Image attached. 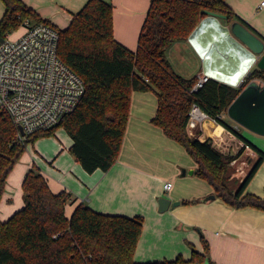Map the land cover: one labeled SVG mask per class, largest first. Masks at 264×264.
Segmentation results:
<instances>
[{"label": "trees", "instance_id": "trees-1", "mask_svg": "<svg viewBox=\"0 0 264 264\" xmlns=\"http://www.w3.org/2000/svg\"><path fill=\"white\" fill-rule=\"evenodd\" d=\"M5 12L0 19V35L19 28L24 19L49 23L59 29L58 55L85 84L77 108L53 128L26 134L18 140V129L0 112V198L6 178L21 155L25 143L51 135L64 127L73 143L70 150L85 170L107 171L116 161L129 117L134 90L152 91L157 110L152 121L168 137L185 147L197 163L195 174L206 179L216 195L234 206H254L264 210V196L245 192L249 179L264 159L257 153L251 169L232 187L225 175V156L209 139L201 141L187 131L189 110L199 105L218 123L231 126L220 114L250 80L264 79V68L253 66L242 85L234 87L210 78L191 91L196 77L177 73L166 58L175 41L186 39L206 11L222 14L228 22L241 20L226 0H151L138 45L132 50L113 34V6L104 0H88L73 14L69 24L60 28L23 0H1ZM245 24V23H244ZM24 206L8 219H0V264H187L209 260L205 252L192 251L190 260L181 256L138 262L134 252L143 228V217L103 213L80 203L71 215L66 206L71 194L53 192L47 178L32 166L22 182ZM189 202V201H188Z\"/></svg>", "mask_w": 264, "mask_h": 264}, {"label": "crops", "instance_id": "crops-1", "mask_svg": "<svg viewBox=\"0 0 264 264\" xmlns=\"http://www.w3.org/2000/svg\"><path fill=\"white\" fill-rule=\"evenodd\" d=\"M23 1L42 18L64 28L88 0ZM104 1L113 6L115 38L135 50L151 0ZM263 1L226 0L239 18L264 40ZM4 12L5 5L0 0V19ZM229 23L221 16L206 12L186 39L175 41L167 49L166 58L170 63H173V47L181 43L178 50L185 52L180 56L185 68L180 66L182 70L176 71L171 64L173 69L187 78L208 72L234 87L243 83L256 62L248 48L226 29ZM254 80L258 85L264 84V79ZM156 110L154 92H132L119 154L107 171L100 168L92 172L85 170L70 150L71 136L65 135L61 126L53 134L32 141L39 155L32 151L31 159L25 157L27 163L14 164L9 172V183H5L0 198V219H8L24 206L22 182L34 165L40 168L53 192L66 190L71 194V201L66 206L68 217L80 203L103 213L149 216L134 252L138 262L172 260L177 256L190 260L189 246L182 240L186 239L200 252H205L206 242L207 255L213 264H264V210L250 205L234 206L218 195L201 201L209 194H216L215 190L206 179L195 174L197 163L185 147L165 135L152 121ZM223 118L231 126H238L240 134L264 152V133L239 124L229 117L227 110ZM214 125L208 122L201 130L204 134L212 132ZM218 127L222 128L217 125L215 130ZM52 135L57 141L44 140ZM252 153L257 156L255 151ZM43 159L50 161V165ZM182 168L186 169L185 174ZM190 169H193L191 174ZM165 182L172 183L170 190L164 187ZM245 192L264 196V159L249 179ZM161 197L180 203L160 211ZM195 227L200 233L192 230ZM182 228L186 232L183 233Z\"/></svg>", "mask_w": 264, "mask_h": 264}, {"label": "built area", "instance_id": "built-area-1", "mask_svg": "<svg viewBox=\"0 0 264 264\" xmlns=\"http://www.w3.org/2000/svg\"><path fill=\"white\" fill-rule=\"evenodd\" d=\"M21 26L25 27L24 32L15 39H10L9 34L0 35V112L12 120L18 129V140L23 142L26 134L49 130L73 112L84 96L85 84L58 55L57 27L30 18L24 19ZM210 78L222 81L216 74L201 72L191 91L198 90ZM219 117L223 118V113ZM208 122L222 126L218 140L210 134L207 137L212 138L211 144L223 155L233 160L254 151L238 126L221 125L193 103L188 133L196 134V129ZM164 187L170 190L172 183L165 182Z\"/></svg>", "mask_w": 264, "mask_h": 264}, {"label": "water", "instance_id": "water-1", "mask_svg": "<svg viewBox=\"0 0 264 264\" xmlns=\"http://www.w3.org/2000/svg\"><path fill=\"white\" fill-rule=\"evenodd\" d=\"M207 13L215 16H221L222 14L206 11ZM203 23H201V26ZM226 29L239 40L250 52V56L256 62V65L264 68V41L255 34L250 28H248L243 22L234 20L226 26ZM240 83L238 86H241ZM227 114L233 120L246 126L256 132L264 133V84L258 85L256 80H250L249 83L241 89L236 98L231 102L227 108ZM22 134H24L23 128L19 127ZM189 173H193V169L188 170ZM182 173H186V169L182 168ZM216 194L212 193L203 198L201 201H208L214 199ZM179 200L171 201L165 197L159 198V210L163 211L170 206L179 204ZM199 230V228H197ZM187 264H209V260L204 262H190Z\"/></svg>", "mask_w": 264, "mask_h": 264}, {"label": "rangeland", "instance_id": "rangeland-1", "mask_svg": "<svg viewBox=\"0 0 264 264\" xmlns=\"http://www.w3.org/2000/svg\"><path fill=\"white\" fill-rule=\"evenodd\" d=\"M246 25V24H245ZM247 26V25H246ZM248 27V26H247ZM249 28V27H248ZM24 29L25 27L24 26H20L19 28H15L13 30H11L10 34H9V38L10 39H15L17 37H19L23 32H24ZM254 32V31H253ZM255 34H257L256 32H254ZM261 39L262 37L257 34ZM263 40V39H262ZM264 41V40H263ZM181 46V43H179L176 47H173L172 50H171V54H172V58H171V61L173 63H171L173 65V67L176 69H179V71L182 70V68H185V63L181 62L182 59L180 58L181 55H183V53L185 52H179L178 48ZM181 48V47H180ZM187 60V59H185ZM180 66L182 68H180ZM223 82V81H222ZM218 124L215 123V125L213 127H211V130L212 132H208V133H203L202 130L200 128H198L197 130H199V135H198V138L199 137H203L202 141L206 140V139H209L210 142L212 141V138L210 137H207V134H210V136H213L215 137V139H217V135H219L220 131L222 130L221 127H218L216 130H215V127H217ZM223 125V124H221ZM64 128V127H63ZM61 128L63 130V132H65L64 134L67 135V131L66 129L64 128ZM222 134V133H221ZM191 135H197L196 134H191ZM48 137H52V138H47L44 139L45 141L47 140H50V141H53L54 139L56 140L55 136L52 135V136H48ZM207 137V138H206ZM218 140V139H217ZM57 141V140H56ZM29 145V146H28ZM214 146V145H213ZM215 148V146H214ZM32 151L38 156V152L36 151V149L34 148V145L32 144V142H27L21 155L19 156V158L16 160V163L15 165H21V164H25L27 163V160L25 159V157L27 158H30L31 159V155L30 153H32ZM256 155H254L252 152L251 153H242L240 154L239 156H237L236 158H234L232 160L233 157L230 156L229 158V161L226 163L225 165V175L228 176V184L232 187H236L239 185V183L244 179V177L247 175V173L249 172V170L251 169L255 159H256ZM44 162L47 163V165L49 166V162L50 161H46L45 159H43ZM43 169V168H42ZM182 171V170H181ZM189 174V173H187ZM8 177V176H7ZM8 182V178H6V181L5 183ZM9 183V182H8ZM4 188H5V185H4ZM143 216V228H142V231L143 229L145 230L146 229V226H147V219L149 221V216L148 218L145 217L144 215ZM196 228V227H195ZM193 228L192 230L194 232H198V229L196 228ZM182 232H186V230H184V228H182ZM142 233V232H141ZM184 241V243L189 246V249H190V256L192 255V248H197L196 246H194L193 244H191L190 242H188L186 239H182ZM198 249V248H197ZM189 256V257H190Z\"/></svg>", "mask_w": 264, "mask_h": 264}]
</instances>
